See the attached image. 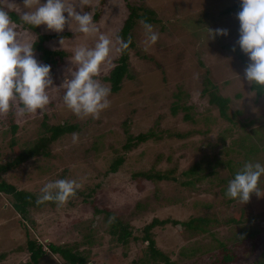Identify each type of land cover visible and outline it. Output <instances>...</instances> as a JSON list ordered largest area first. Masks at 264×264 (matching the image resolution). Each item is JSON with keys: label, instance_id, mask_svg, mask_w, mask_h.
Returning a JSON list of instances; mask_svg holds the SVG:
<instances>
[{"label": "rangeland", "instance_id": "obj_1", "mask_svg": "<svg viewBox=\"0 0 264 264\" xmlns=\"http://www.w3.org/2000/svg\"><path fill=\"white\" fill-rule=\"evenodd\" d=\"M239 1L69 0L75 10L92 13L98 32L81 33L72 21L59 32L62 36L44 41L47 48L63 53L51 65L49 103L42 110L21 116L17 114L18 102L13 101L11 113L17 124L14 134L6 113L0 114V164L32 146L47 134L50 125L65 122L75 127L50 142L46 155L0 172V179L36 195L45 183L56 179L79 183L78 192L62 205L47 203L29 208L33 222L24 221L28 236L36 237L45 251L48 243L67 244L87 256L85 264H150L145 261L146 242L140 237L142 227L153 217L187 220L207 216L211 221L205 233L190 234L181 225L171 224L152 228L156 247L179 264H208L213 259L218 262L221 252L217 243L221 241L238 255L237 262L230 264L264 261V197L252 194L248 202L242 203L225 195L231 169L239 170L246 160L264 163V96L256 97L243 76L249 59L236 44L237 12H222ZM8 2L16 4L12 12L19 18L16 23L21 33L35 40L38 34L54 32L44 25H24L19 16V10L26 11L23 0H0V4ZM129 4L154 11V20L149 23L158 39L146 44L142 20H137L132 29L135 46L129 50L128 73L119 90L110 91L109 106L97 117L78 116L64 104L62 87L63 80L70 78L76 68L71 60L74 50L94 47L101 34L109 38L110 52L96 78L110 88L103 77L119 55L116 32L128 14ZM200 18L203 24L197 23ZM207 28L227 29L228 34L206 41ZM34 56L42 63L37 53ZM204 77L229 99L228 118L221 117L217 107L209 104L208 96L201 94ZM175 103L178 106L173 113ZM149 130L158 137L131 150L123 149L128 134L136 136ZM252 144L257 149L248 152L247 146ZM117 156H122L123 162L112 172L109 168ZM213 159L221 162L214 173L208 174L211 163L205 162ZM197 161L204 162V178L182 184L190 179L182 172ZM149 169H173L177 181L132 177L134 172ZM222 178L228 180L222 182ZM260 187L264 189V177L260 178ZM93 200L99 209L107 208L128 221L137 239L130 238L126 246L115 241L103 213H96L89 202ZM11 203L10 195L0 192V264H26L23 219ZM250 231L252 234L247 235ZM241 234L245 241H238ZM247 240H256L259 246L244 249L250 245ZM190 249H196V254H181ZM39 260L41 264H68L49 252Z\"/></svg>", "mask_w": 264, "mask_h": 264}, {"label": "clouds", "instance_id": "obj_2", "mask_svg": "<svg viewBox=\"0 0 264 264\" xmlns=\"http://www.w3.org/2000/svg\"><path fill=\"white\" fill-rule=\"evenodd\" d=\"M23 6L26 11L19 10V16L24 25H44L47 30L59 33L66 24L75 21L81 33L98 32L92 13L75 10L69 0H23ZM14 9L15 3L0 4V114L8 113L13 101H16L17 114L23 116L42 110L49 103L53 78L51 65L39 62L34 56L35 40L18 30L16 21L11 17ZM236 17L239 21L236 44L249 59L243 70L244 79L264 86V0H240ZM141 23L146 44L155 43L158 33L153 31L152 24L147 21ZM207 29L206 41L228 34L227 29ZM116 41L121 50L127 49L131 37L125 40L117 36ZM110 45L109 38L101 34L94 47L81 46L74 50L71 60L76 68L70 78L63 80L62 87L64 104L78 116L91 115L95 118L109 106L110 89L96 76L101 63L109 55ZM261 177H264V163L246 160L228 181L225 195L242 203L248 202L252 194L257 198L264 197V189L260 187ZM79 187L74 179L49 181L40 189L36 203L54 201L62 205Z\"/></svg>", "mask_w": 264, "mask_h": 264}, {"label": "trees", "instance_id": "obj_3", "mask_svg": "<svg viewBox=\"0 0 264 264\" xmlns=\"http://www.w3.org/2000/svg\"><path fill=\"white\" fill-rule=\"evenodd\" d=\"M127 8H128V14L126 18L124 19L119 30L116 32V37L119 36L125 40L131 37V42L127 49L121 50L119 48V55L115 58V62H114L115 64L111 67V69L103 77L104 80L109 83L110 85L109 89L111 92H116L119 90L123 77H125L128 73V53H129V50L135 46L134 39L132 36V29H133L135 22L137 20H142V21H147V22H151L154 20V13H153L154 11H152L149 8L137 7V6H133L130 4L127 6ZM239 10H240V1L233 5L228 6L222 12L225 14H229L233 12H238ZM96 16H97V12H95L94 14V19H96ZM11 17L14 21L19 20L17 14L14 12H11ZM203 22L204 21L201 18L198 19L197 21L198 24H203ZM60 36H62V33H55V32L50 33V34L41 33L37 35V37L35 38V44H34L35 52L34 53H37L39 55V57L42 60V63L53 65L57 62L56 60L62 56L63 54L62 51L51 50L43 44V42L46 40H49L51 38L60 37ZM239 57L241 59H244L242 54H239ZM202 85H203V88L201 90V94L208 96L209 104L217 107L218 113L221 117L228 118L227 109H228L229 99L218 93L216 84L212 83L208 77H204L202 81ZM250 88L251 90L255 92L256 97L264 96V86L254 85L250 83ZM177 106H178L177 103H175L172 106L173 113L176 112ZM184 108L186 109V107ZM11 111L13 110L10 109V111L6 113V120L8 124L10 125L11 133L14 134L17 129V124L13 122V114L11 113ZM73 130H75V127L65 122H61L58 124L48 126V128L46 129L47 131L46 135L40 137L37 141H35V143H33L32 146L17 153L12 160L5 162L3 164H0V172H4L10 168L16 167L29 158H32L38 155H46L47 154L46 149L50 142L54 141L61 135L67 132H71ZM157 137L158 135H156V133L152 130H149L146 133H139L136 136H132L128 134L127 140L125 144L123 145V149L131 150L137 145H139L140 143L145 142L146 140L150 138H157ZM11 146L15 149L13 141H11ZM256 149L257 148L254 147L253 144L247 146L248 152H253ZM263 149H264V146H263ZM244 159L246 160V158ZM122 162H123V157L117 156L110 165V168H109L110 171L112 172L116 171L117 166H119ZM220 162L221 161L219 159H213V160L206 161L205 163L208 165L211 163V167L207 168L208 169L207 173L208 174L214 173L215 167ZM203 163L204 162L202 161L201 162L197 161V162H194L187 169H185L182 172V174L189 176L190 179L186 181H182L181 183L185 185H190L193 183L192 181L195 182V181L200 180L201 178H204L205 176L204 173H206L204 169L206 168L202 167ZM226 165L229 166V163L227 162ZM231 171H232L231 178H233L236 170L231 169ZM173 172H174L173 169H168V170H163V171L162 170H151V169L139 170L137 172H134L132 177L141 178L142 180H148V181H159V180L177 181V179L174 176H172ZM227 178L225 179L222 178L221 181L226 182L228 180ZM0 192L10 195L12 199L11 205L13 206L16 213H18L23 219L21 224L25 230V234L27 237L25 241L26 252L28 254L26 264H41L39 259L40 258L42 259L43 256L46 255L48 252L53 255L59 256L62 260H64L68 264H85L87 262V256L84 255L81 251H78V249H76L74 245H67V244L58 245L54 243H48L47 245L48 251H45V249H43L42 244L37 240L36 237L34 238V237L28 236L29 230L24 221L29 220L31 224L33 222L28 216L29 208L30 207L40 208L47 203L54 205L57 202L46 201V202L37 204L36 199L38 195L30 191H27V190L17 189L14 185L2 179H0ZM89 202L94 207V211L96 213H99V212L103 213V219L106 220L109 224L108 232L114 238L115 241L122 244L123 246H126L130 238H133L134 240L137 239V237H135L132 234V230H131L132 228L130 227V224L128 223V221H124L122 218H120L118 215H116L112 211H109L107 208L99 209L98 207H96V202L94 200L89 201ZM229 220L233 222L239 221L238 218H231ZM210 221L211 220L207 216L206 217L193 216V217H189L187 220H177V219H172V218L159 219L158 217H153L150 222H148L142 227L143 234L140 237L143 242H146V248H147L146 251L148 253L146 255L147 257L145 261L150 262V264H158V263L179 264L177 261L172 260L166 252L156 247L155 240L151 233L152 228L156 226H164L166 224L181 225L183 229L188 231L190 234H197V233L207 232L206 230H207V227ZM246 234L250 235L252 234V231L247 232ZM244 238L245 237L241 234L240 238H238L239 239L238 241L240 242L245 241ZM247 241L250 243V245H248L247 247L245 246L244 249H248L249 246H251L252 248L251 250H254L256 247L259 246V243L256 240H247ZM217 244L219 246L221 256L218 258V262H217V259L216 260L213 259L208 264H216V263L230 264L231 262H235V263L237 262L238 255L235 254L233 251H231V247L229 245L221 241L218 242ZM195 250L196 249H190L186 253L181 252V254H188V255L196 254ZM262 254L264 255V250ZM259 263L264 264V261L260 260Z\"/></svg>", "mask_w": 264, "mask_h": 264}]
</instances>
